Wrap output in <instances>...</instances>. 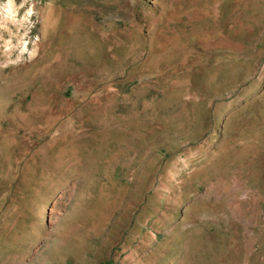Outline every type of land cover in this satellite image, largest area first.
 <instances>
[{
  "label": "rangeland",
  "instance_id": "obj_1",
  "mask_svg": "<svg viewBox=\"0 0 264 264\" xmlns=\"http://www.w3.org/2000/svg\"><path fill=\"white\" fill-rule=\"evenodd\" d=\"M0 264H264V0H0Z\"/></svg>",
  "mask_w": 264,
  "mask_h": 264
}]
</instances>
